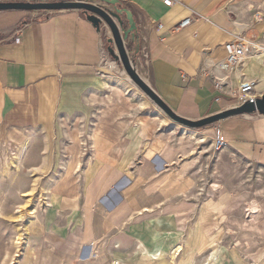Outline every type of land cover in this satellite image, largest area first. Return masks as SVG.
<instances>
[{
	"label": "crops",
	"instance_id": "crops-1",
	"mask_svg": "<svg viewBox=\"0 0 264 264\" xmlns=\"http://www.w3.org/2000/svg\"><path fill=\"white\" fill-rule=\"evenodd\" d=\"M11 1L49 0H0ZM118 3L136 22V37L128 41L127 51L137 73L177 115L198 120L236 106L230 93L242 78L255 80L257 97L264 94V53L245 58L220 89L214 86V80L225 75L215 68L226 56L225 42L242 33L264 44V0ZM187 18L188 24L178 27ZM109 35L108 29L95 30L77 9L0 11V134L52 131L57 118L78 116L89 134L86 182L101 166L119 169L131 179L123 189L126 198L137 177L132 178L131 168L142 158L155 172L139 183L164 176L154 189L157 198L188 192L194 179L187 166L167 168L159 155L169 147L166 136L179 129L173 120L157 109L139 111L126 95L128 104L121 113L113 104L122 101L107 99L116 95L112 87L120 67L107 51ZM148 103L143 100L141 105ZM215 130L226 146L264 166V115H233L203 132L211 137ZM79 153L66 166V177L79 166ZM52 197L57 207L59 195ZM71 202H76L74 196Z\"/></svg>",
	"mask_w": 264,
	"mask_h": 264
},
{
	"label": "rangeland",
	"instance_id": "rangeland-1",
	"mask_svg": "<svg viewBox=\"0 0 264 264\" xmlns=\"http://www.w3.org/2000/svg\"><path fill=\"white\" fill-rule=\"evenodd\" d=\"M118 65L112 89L119 97L111 94L107 99L122 103L113 107L121 113L128 96L139 111L157 109L164 114ZM143 100L149 103L141 105ZM173 122L179 129L166 136L169 147L159 155L167 168L187 166L194 185L161 199L154 189L164 176L139 183L155 172L150 161L142 164L139 158L131 168L132 178L137 177L126 198L123 189L131 179L104 165L100 169L106 176L114 172L115 182L88 200L89 134L78 116L57 118L52 131L0 134V264H146L144 248L162 243L164 254L149 259L150 264H182L187 258L185 242L199 222L206 245L190 264H210V255L219 248L220 264H264V166L226 145L214 151L216 130L211 137L203 132L211 123L190 128ZM76 153L79 166L66 177V166ZM53 193L59 195L57 207ZM129 194L135 197L128 200ZM86 222L89 233L84 238ZM179 242L183 250L174 257L171 248Z\"/></svg>",
	"mask_w": 264,
	"mask_h": 264
},
{
	"label": "water",
	"instance_id": "water-1",
	"mask_svg": "<svg viewBox=\"0 0 264 264\" xmlns=\"http://www.w3.org/2000/svg\"><path fill=\"white\" fill-rule=\"evenodd\" d=\"M77 9L81 10L86 19L97 31L109 30L106 39L107 51L110 56L121 64L129 78L138 88L171 120L190 128H197L213 123L226 117L239 114L257 112L264 115V94L256 97L254 103L244 102L198 120H189L174 113L160 98V96L137 73L134 62L127 51L128 41H134L136 35V22L130 10L119 7L118 0H49V1H11L0 2V11L6 10H48L59 11ZM124 15L127 27H124Z\"/></svg>",
	"mask_w": 264,
	"mask_h": 264
},
{
	"label": "built area",
	"instance_id": "built-area-1",
	"mask_svg": "<svg viewBox=\"0 0 264 264\" xmlns=\"http://www.w3.org/2000/svg\"><path fill=\"white\" fill-rule=\"evenodd\" d=\"M164 5L170 6L172 0H159ZM189 20L184 19L180 22L178 27L186 26ZM196 33H193L195 36ZM226 52L225 58L215 65V68L224 72L223 78L215 79V88L220 89L228 77L227 75L231 70L236 68L245 58L249 56L259 55L264 50V44L258 42L254 36H247L245 34L235 35L224 44ZM256 82L253 79H240L235 88L231 91L230 96L236 101V105H240L244 102L254 103L256 95L254 94V86ZM226 145V140L223 138L219 130L216 131L215 136L211 140V146L214 151H219Z\"/></svg>",
	"mask_w": 264,
	"mask_h": 264
},
{
	"label": "bare ground",
	"instance_id": "bare-ground-1",
	"mask_svg": "<svg viewBox=\"0 0 264 264\" xmlns=\"http://www.w3.org/2000/svg\"><path fill=\"white\" fill-rule=\"evenodd\" d=\"M261 53H264V50H262ZM202 140L203 139L201 138V141ZM24 150H25V144L20 146V148L18 149V154L21 155L24 152ZM99 169L100 167L94 173L90 175L89 180L87 181V187H86L85 194L88 200L93 196L95 192L106 191V189H108V187L115 182L114 180H115L116 174L114 172L111 173V175L106 176L104 175V172H105L104 169H100V170ZM49 200H50V197H49ZM33 212H35V210ZM88 233H89V225H88V222H86L84 238L88 236ZM20 238L21 237L18 235V237L16 238V242H19ZM192 240H194L195 242ZM203 241H204V235H203L202 227L200 226V222H199L195 230L191 232L189 240L185 242L186 247H187L186 249L187 258L184 260L182 264H190L191 258L194 255V253L196 252L200 253L202 248L206 245V242H203ZM171 250L172 251L170 253H172V256L177 257L182 252L183 246L179 242L174 247H172ZM164 251H165L164 243L160 244L158 247L152 250H147L146 248H144L143 257H146L144 259V263L150 264V260L152 258L154 259L160 258L164 254ZM221 251L222 249L219 248L215 250L214 255L213 254L210 255V264H220L219 259H220Z\"/></svg>",
	"mask_w": 264,
	"mask_h": 264
},
{
	"label": "flooded vegetation",
	"instance_id": "flooded-vegetation-1",
	"mask_svg": "<svg viewBox=\"0 0 264 264\" xmlns=\"http://www.w3.org/2000/svg\"><path fill=\"white\" fill-rule=\"evenodd\" d=\"M121 17H122L123 20H124V27H127V24H126V21H125L124 15L122 14Z\"/></svg>",
	"mask_w": 264,
	"mask_h": 264
}]
</instances>
